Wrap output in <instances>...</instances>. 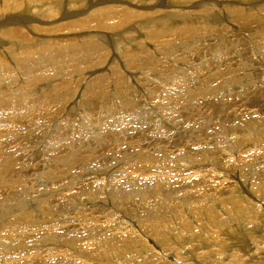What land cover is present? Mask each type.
I'll return each instance as SVG.
<instances>
[{"label": "bare ground", "instance_id": "bare-ground-1", "mask_svg": "<svg viewBox=\"0 0 264 264\" xmlns=\"http://www.w3.org/2000/svg\"><path fill=\"white\" fill-rule=\"evenodd\" d=\"M0 264H264V0H0Z\"/></svg>", "mask_w": 264, "mask_h": 264}, {"label": "rangeland", "instance_id": "rangeland-1", "mask_svg": "<svg viewBox=\"0 0 264 264\" xmlns=\"http://www.w3.org/2000/svg\"><path fill=\"white\" fill-rule=\"evenodd\" d=\"M230 1V0H229ZM77 7L75 6V7H71V8H64V9H61V11H60V8H59V11H58V13H57V15L58 14H60V13H62V11L64 10V11H66V10H69V11H72V10H74V9H76ZM195 10V9H194ZM197 10V9H196ZM197 12V11H196ZM42 19H44V20H47L48 19V15L47 14H43L42 15ZM72 19V18H71ZM70 20V19H69ZM181 24V23H180ZM187 24H191V26L193 25V24H196V23H189V22H185V23H183V24H181V25H179V26H184V25H187ZM233 30V29H232ZM31 38H33V37H31ZM230 38H232V36H230ZM10 39V40H9ZM34 39V38H33ZM32 39V40H33ZM72 39H75V38H72ZM68 40H71V37H69L68 38ZM6 41L7 42H9V43H11V44H9V45H11L10 47H14V49H16L17 48V46H13L14 44L15 45H17L16 43H20V41L19 40H17L16 38H8V39H6ZM10 41H12V42H10ZM15 41V43L13 44V42ZM138 42L140 41V39H138L137 40ZM33 42H35V40H33ZM170 42V41H169ZM21 44V43H20ZM104 44V43H103ZM105 46H104V48L106 49L107 48V50H108V48H109V46L107 45V44H104ZM26 49V48H25ZM111 51V50H110ZM111 53H112V51H111ZM249 54H250V56H251V51L249 50ZM7 62H9L8 60H7ZM192 62L194 63V65H195V63H197L198 64V66H199V70H200V68H201V70H202V74L203 75H205V76H209L208 74H210L211 73V76L213 75V74H215V73H213V71H214V68L212 67V69L210 68V69H208V67H205L204 66V68H203V66H200V64L201 65H203V62H199L197 59L195 60H192ZM180 63V62H179ZM192 63V64H193ZM205 70H206V72H205ZM208 70H209V72H208ZM227 70H228V68H227ZM203 71H204V73H203ZM224 71V72H223ZM221 70V71H219V73H217V74H220L221 75V77L223 76V77H229V76H227V74L228 73H226L227 71H226V67H225V69L224 70ZM254 72H258L259 70H253ZM125 76H127V74L122 70L121 71ZM200 72V71H199ZM253 72V73H254ZM97 73H101V72H99V71H95V74H97ZM196 74H198V71H196L195 72ZM208 73V74H207ZM223 73V74H222ZM136 74V73H135ZM229 75V74H228ZM107 76H109V74H107ZM77 79V78H76ZM84 79V78H83ZM77 80H79V79H77ZM214 82H215V80H213ZM42 86V87H41ZM41 86H39L38 88L40 89V91L41 92H44V93H46V94H50V92L52 93V91H53V87L52 86H50L49 87V85L48 84H46L45 85V87L43 86V85H41ZM43 88V89H42ZM53 88V89H52ZM60 92H62V90H59V93ZM141 96H143V94H141ZM70 98L72 97V95L70 94V96H69ZM143 101V100H142ZM141 101V102H142ZM74 121H79V116H78V113L77 114H74ZM90 124H91V126L93 127V128H95V126L97 125V121H90ZM89 128L88 129H91V127L90 126H88ZM137 147L135 146V148L134 149H136ZM133 149V150H134ZM132 150V151H133ZM43 151V150H42ZM41 151V149H40V151H37V152H42ZM110 151H111V148H109L108 149V154L110 153ZM54 153V152H53ZM102 155V154H101ZM39 156V155H38ZM100 158H103V157H100ZM88 165L87 166H85V167H83V169H85V173L83 172V170H81L82 169V167H77L76 169H77V174H78V177H81V178H77V179H75L76 178V176H75V178H73V179H71L70 180V182H73V181H84V180H88L89 178H91V177H96V178H94V179H96V180H99L100 178H107V177H109V176H111L112 174H114V172H116V170H119V164H113V165H110V166H108V168H109V170H108V168L107 167H105V169H103L102 171H93V169L91 168V167H93L92 166V164L90 165L89 164V162L87 163ZM86 165V164H85ZM124 165L122 164V166L121 167H123ZM17 167H15L14 169H16ZM88 168V169H87ZM91 168V169H90ZM90 169V170H89ZM33 170V169H32ZM92 170V171H91ZM31 171V170H30ZM88 174H87V173ZM103 174H102V173ZM80 173V174H79ZM96 173H98L97 174V176H95L96 175ZM106 174V175H105ZM81 175V176H80ZM106 176V177H105ZM83 178V179H82ZM98 178V179H97ZM100 204V206L102 205V204H104L103 202H100L99 203ZM103 207V206H102ZM107 207V206H106Z\"/></svg>", "mask_w": 264, "mask_h": 264}]
</instances>
